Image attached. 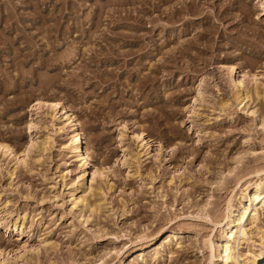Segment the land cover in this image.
Segmentation results:
<instances>
[{"label":"rangeland","instance_id":"374dc122","mask_svg":"<svg viewBox=\"0 0 264 264\" xmlns=\"http://www.w3.org/2000/svg\"><path fill=\"white\" fill-rule=\"evenodd\" d=\"M238 77L262 117L264 0H0V142L26 149L32 121L54 140L15 174L0 157V264H93L107 252L105 264H208L201 244L226 200L264 170V128L235 103ZM39 99L75 112L91 154L76 213L80 163L45 111L33 116ZM248 229L240 253L264 255V214ZM170 233L179 241L157 255Z\"/></svg>","mask_w":264,"mask_h":264},{"label":"bare ground","instance_id":"6f19581e","mask_svg":"<svg viewBox=\"0 0 264 264\" xmlns=\"http://www.w3.org/2000/svg\"><path fill=\"white\" fill-rule=\"evenodd\" d=\"M225 69L227 71V74H229L232 78L235 77L237 72L235 64L228 62V64L225 65ZM234 87L235 90L233 93V99L238 107H240L239 109L243 110L245 113H249L264 128V115L260 117L257 107L251 105L252 98L250 89L246 91V94H244L245 83L241 77H238V80L235 81ZM256 90L259 97H264L263 90ZM225 106H229V103H226ZM32 111L34 112L33 116L35 118H38L41 111H45L46 115H48L52 120V125L55 127V131L53 130V133H58L61 135L67 134L69 138V143L67 144L69 145H64L65 148H63L65 150L68 149V155H71V158H74L76 161H78V163H80L82 174L81 176H79V180L77 181V188L71 192L73 203H70L72 204L71 212L76 213V211H80V207L84 206L86 202L84 196L82 198L79 197V195L85 193L86 189L88 188L86 187V180L87 176L90 173L89 168L91 166L92 160L91 154L88 148H86L87 146L85 147L84 136L80 131L78 117L70 107L66 106L62 102L49 101L45 99H39L37 104L33 107ZM28 128L29 131L31 130V132H35V136L31 139L26 149L22 150L21 152H18V149H16L10 143L0 142V157L2 158V156L5 157L7 155L16 164V168L14 169L13 174L16 173L19 166H27L30 158V153H32L35 149L37 151L40 150L43 153L48 152L54 142L52 134L39 136L40 128L36 121H32L31 123H29ZM142 135L138 134L133 136L137 139H142ZM245 139L247 141L250 140L248 136H245ZM244 156L242 154H238L233 160L235 162V165H239L242 162ZM103 171L105 172V168L101 167L94 171L92 174L94 176L97 175V172H101L103 174ZM225 176L226 175H224L223 172L219 173L217 181L215 180L216 183L213 184L222 186L225 181ZM64 177L65 176H62V178ZM89 190L91 192L92 187L91 189L89 188ZM212 197H208L207 200H204L202 201V203H199L197 205L196 208L198 209L199 213L209 212L210 207L213 205ZM94 208H92V210ZM94 211L95 209L92 212ZM263 214L264 170H260L256 173V176L254 178L251 177V179L249 178V180L245 181L243 179L242 181L240 180L237 183L236 188L232 190L231 196L228 200H226L223 219L219 222L214 223L215 228L212 230V233L205 240H203L201 249L206 250V259L208 261V264H264V255L261 253L255 252L252 255L250 254V256H243L240 253L241 246L251 241V230H249L248 227L250 225L257 224ZM86 222L87 219L84 220V224ZM216 228H218L217 234H215L217 240H215L216 238L214 239L213 236ZM178 237V234L170 233L163 243H158L159 245H155L157 246L155 248L156 254L158 255L162 251H166V245H170L174 240L179 241ZM261 239L262 245L264 247V237H262ZM151 247V245H145L139 251L142 253L145 250L150 249ZM109 254L110 253L107 252V254L102 255L101 258L93 264H105ZM74 264L81 263L77 262Z\"/></svg>","mask_w":264,"mask_h":264}]
</instances>
